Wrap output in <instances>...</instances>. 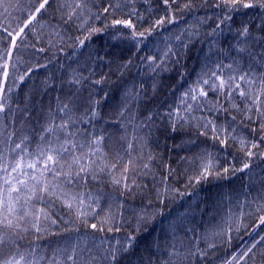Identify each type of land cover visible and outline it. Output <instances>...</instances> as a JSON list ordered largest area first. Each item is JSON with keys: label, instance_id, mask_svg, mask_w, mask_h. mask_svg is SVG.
Here are the masks:
<instances>
[{"label": "snow or ice", "instance_id": "snow-or-ice-1", "mask_svg": "<svg viewBox=\"0 0 264 264\" xmlns=\"http://www.w3.org/2000/svg\"><path fill=\"white\" fill-rule=\"evenodd\" d=\"M53 2L30 0L27 7H22L20 0L15 4L11 0H0V15L8 20L7 24L0 21V33L9 42L6 52H0V264H133L134 256L136 264H200L207 260L209 252L218 245L209 243L207 236H199L194 228L186 229L185 236L191 232L189 245L193 240L196 245L181 251L183 242L181 246L176 244V228L188 215L187 211L178 213L176 220L168 225L172 234L170 246L168 241H165L164 250L158 243L155 245L159 256L144 258L137 255L140 247L138 236L142 231L146 236L150 235L149 228L144 225L156 228L166 219L163 212L149 213L152 201L138 211L134 210L137 222L134 231L119 235L127 226L125 212L129 209L125 197L145 187L137 183L138 178L154 176L151 169L154 156L149 154L145 160L143 145H140L141 150L137 154L136 136L133 134L129 138L127 128L132 125L134 133L144 126L153 128L157 118L161 122L166 121L162 131H170L173 134L171 138L181 132L195 131L198 139L188 141L189 150L198 147L200 137L205 142H211L205 143L192 156L180 158V163L187 165L186 187L196 189L212 181L230 183L238 175L247 177L243 188L244 199L233 203L229 198L226 227L212 235L225 238L219 246L226 243L228 248L232 247L234 239L240 240L239 247L227 256L223 264H249V261L256 264L257 255L260 264H264V250L256 251L264 244V233L258 231L264 228V177L259 178V187L253 180L257 169L264 172V167H261L264 165V151H260L264 145V0H214L210 6L209 0H201L200 5H196L194 0H184L183 3L181 0H107V6L96 12L92 11L94 0H55L53 19L55 14H59L64 27L73 24L79 35L65 36L62 29L52 26L47 45L39 48L28 46L25 50H30L31 55L28 60L21 61L17 53L21 52L22 45H26L29 35L43 42L35 26ZM138 2L146 6L144 12L136 8ZM153 4L156 6L153 7ZM12 8L24 12L25 17H13ZM161 9L163 14L156 17L154 14ZM200 9L211 14L198 20L194 17L193 25L180 29L174 37L171 33L164 36L162 46L159 43L149 46L152 38L159 37L162 30L167 31L184 19L178 13H193ZM237 17L241 19L237 21ZM212 19L217 20L215 27L205 33L204 40H200L201 45L207 44V51L203 47L199 49L203 55L197 57L198 67L187 69L181 61L188 58L191 48L199 40L200 28ZM234 24L237 25L235 28ZM44 27L49 25H41V29ZM225 31L232 34L234 43L229 46V51H234L235 57L230 58L224 49L218 47ZM108 33H113L111 39L114 41H127L129 51L135 49L131 56L117 64L119 78L129 73L134 57L139 56L138 63H135L136 74L141 79L152 78V91L155 93L158 82L154 78L175 71L177 66L183 69L169 90L173 102L168 103L167 99L161 101L155 111H148L139 125H133L135 113L125 121V114L132 103H147V89L144 83H135V74L130 86H125L126 81L119 85L109 81L111 69L99 79H92L97 75V63L102 67L113 63L106 60L110 52L100 55L101 49L92 47L94 39ZM67 41L72 42L69 47L73 48L69 59H74L77 53L88 48L87 62L92 67L87 68L88 76L82 75L76 68L68 72L66 83L69 90L75 88V92L67 98V102L62 103L59 96L56 98L57 106L54 109L50 107L44 116L45 122L39 124L37 139L36 133L27 127L32 120V109L27 103L23 108L14 105L13 93L38 70L46 69L58 55L54 52L52 60L40 63L38 57L41 54ZM59 51L65 49L61 46ZM142 51L152 54L141 56ZM214 54L222 58L214 60ZM245 56L247 69L243 68ZM225 60L230 62L225 63ZM59 68L67 71L64 64H59ZM51 76L49 73L43 81L45 89L56 87L49 84ZM89 82V96L82 101L79 93ZM64 83L62 80L59 90H63ZM105 84L113 85L114 90L110 92L103 87L97 88ZM121 88L124 90L120 104L115 105L120 109L116 119L104 120V106ZM94 96L100 98L94 99ZM81 102L86 104L84 112L74 116L73 107ZM240 104L244 105L243 109ZM241 112L243 118L238 122L232 113ZM222 116L223 123H217ZM18 117L21 118L20 130L26 133L19 137ZM101 120H104V125L98 128ZM248 123L258 124L259 129L252 127L251 139L238 136L239 125L244 124L247 130ZM108 126H119L124 133L119 138L120 150L111 161L104 151L109 136L104 128ZM257 130L262 133L259 139L255 135ZM33 140H36L35 146ZM233 146L236 147L235 152L230 150ZM177 147L183 150L182 145ZM173 172L169 168L168 176L162 178L163 189L157 191L160 204L166 202L170 191L178 194L181 200L193 195L179 189L170 190L167 181ZM96 183L112 188L118 195L105 193L102 188H89L90 184ZM254 188L256 194L249 199ZM254 214H258L259 219L248 229L245 220ZM242 230L252 240L250 244L240 237ZM158 231L163 232V227ZM22 234H32L36 242L45 236H55L58 240L55 246L49 241L47 248L51 249L50 254L38 243L22 250L19 243ZM255 236L259 238L253 239ZM200 242L206 243V248H200ZM145 248L153 250L149 245Z\"/></svg>", "mask_w": 264, "mask_h": 264}, {"label": "trees", "instance_id": "trees-1", "mask_svg": "<svg viewBox=\"0 0 264 264\" xmlns=\"http://www.w3.org/2000/svg\"><path fill=\"white\" fill-rule=\"evenodd\" d=\"M13 4L17 3V0H11ZM30 0H20V4L22 7H27V4ZM95 6L92 7V11H100L104 6H107V0H94ZM184 0H181L183 3ZM214 0H209V6L213 3ZM196 5H200L201 0H194ZM91 6V5H90ZM136 8L139 12H144L146 6L142 3H137ZM156 5L153 4V7ZM56 7L55 0L52 6L47 10L46 14L42 15L37 24H36V32L37 35L42 37L43 42H38L36 36L29 35L27 38L26 45H22V50L20 53H17L18 58L21 61L28 60L31 55L30 50H25L28 46L35 45V47H45L48 43L49 33L52 31V26L59 27L63 30L65 36L71 35L72 37H76L79 33L75 30L73 24L67 25L64 27L63 21L59 19V14H55L56 18L53 19L54 9ZM2 11V10H0ZM11 13L13 17H25V13L17 10L16 8L11 9ZM163 14V9L159 12H156L154 15L158 17ZM210 12H207L205 9H200L199 11H195L193 13H178L184 17V19L177 23L175 26L169 27L167 31H161L159 37H154L151 40L150 47H154L157 43L163 45V37L171 33L173 37L179 33V30L188 26H192L194 23V17L198 20L200 17H204L206 15H210ZM241 19V17H237V21ZM246 19V17H245ZM0 21H3L5 24L8 23V20L5 16L0 15ZM217 23L216 19H212L208 21L207 24L203 25L200 28V38L195 42V45L191 48L188 53V58L186 60H182L181 63L187 69H191L194 66H197V57L202 56L203 53L199 51L203 47L204 51H207V44L201 45L200 40L205 39V33L210 31L215 24ZM256 23H259L257 21ZM41 25H49V27H44L41 29ZM13 26H15V22L13 21ZM102 26V25H98ZM144 26H147L146 24ZM237 25L234 24L233 28ZM255 29V25L252 26ZM113 33L104 34L99 37V39H94L92 41L93 48H100V55H103L104 52H110V56L106 57V60H112L113 63L108 67H102L99 63L95 66V71L97 75L92 77V79H99L101 75L105 73H109L111 69V73L108 76L109 81L115 82L116 85L124 83L127 84L125 86H130L133 83V75L135 74V83L139 85L140 83H144L145 88L147 89V96L145 97V102L132 103L129 111L125 114V121L131 119L132 114H136V119L133 121V125H139L144 117L147 115L148 111H155L157 106L161 101L167 99L168 103L173 102V97L169 96V90L176 83L179 78V72L183 69L180 66L176 67V70L171 73H163L160 77L154 78L158 82V87L153 93L152 84L153 79L145 77L141 79L138 74H136L135 63H138L139 56L134 57V64L132 69H130L129 73H126L123 78H119V72L116 70L117 64L126 60L129 56L132 55V52L135 51L133 48L132 51H129L128 42L120 41V40H112L111 36ZM227 37V39H225ZM71 41H67L63 45H57V48L50 49L47 53L41 54L38 59L40 63H45L48 60H52L53 53H58L57 58L52 60V63L46 68L42 70H38L36 73L32 75L30 79H28L23 85H21L18 89H16L13 93V102L14 105L18 104L21 108L25 106L27 103L28 107L32 109L30 115L32 117L31 122L27 124V127L31 128L37 135H39V124H43L45 122L44 116L49 110V108H55L57 106V97H60V101L67 102V98L75 92V88L69 90L68 85L66 83L68 72L76 68L78 71L84 75L88 76V67H92L90 62H87L88 56V48H85L82 53H77V56L70 60L69 57L72 56L73 48L69 47ZM234 43L232 34L225 31L224 36L220 37V41L218 44L219 48L224 49L226 53H228L229 57H235L236 53L234 51H229V46ZM115 45V47H113ZM9 46V42L5 41L4 34L0 33V52H6ZM63 47L65 51L60 52L59 48ZM258 50V49H257ZM151 52L142 51L140 53L141 56L151 55ZM217 54L213 55V59H220ZM33 63L35 60L32 61ZM225 63L230 62V60H225ZM59 64H64L67 71L61 70L59 68ZM247 56L244 57L243 68L247 69ZM147 71V70H145ZM52 74L51 79H49L50 85H55L56 87L45 89L43 81L45 78ZM114 73V74H113ZM65 81L63 90H59V86L61 81ZM187 85H185L186 87ZM13 87H15L13 85ZM103 87L105 90L112 92L114 90V86L111 84H105L102 86H97V88ZM90 90V82L83 86L79 96L82 101H86L89 96ZM123 88H121L118 92L115 93L113 99L110 100L108 105L104 106L102 116L104 120H115L118 113L119 107L115 105L120 104V98L123 93ZM183 89L181 88L180 91ZM102 96L103 93L101 92ZM179 95V91L177 92ZM154 96V98H153ZM99 96H94V99H99ZM213 100L215 97H211ZM167 105H165L166 107ZM86 104L81 102L73 107V115L80 116L84 112V108ZM227 107V105H225ZM241 109L244 108L243 104H240ZM160 112H163V109H160ZM232 115H236L237 121H241L243 118V112L240 114L232 113ZM104 120L100 121V124L97 127H101L104 125ZM38 121V123H37ZM224 117L222 116L217 123H223ZM166 121L161 122L159 118L155 121V127L149 128L148 126H144L143 128H139L138 130L133 132V126L130 125L127 128V133L129 138L134 134L137 139V154L140 152V145H143V155L144 159H147L149 154L154 156V159L151 164L153 175H148L142 178L137 179V183L145 186L142 191L130 194L125 197L127 201L128 211L125 212V219L127 220V226L119 233L120 236L127 235L129 232H133L136 227V219L134 218V210L138 211L143 208L144 205L148 204L149 201H152V207L148 209L149 213H159L163 212L164 219L162 224H158L156 228H151L149 225L145 224L144 227L149 228L150 235H145L143 231L138 236V243L140 245L137 255H142L144 258H154V256H159L160 252H155V245L158 243L161 250L165 249V241H168L170 246L172 242V234L169 231L168 225L171 221L176 220L178 213H183L185 211L188 212V215L183 219L181 224L177 226L175 232L176 244L177 246H181V242L183 245L181 247V251H187L189 247L192 245H196V241H192V245H189L188 237H191L193 234L191 232L188 233V236H185V230L188 228H194L196 233L199 236H207L209 243H214L218 245L214 250L210 251L208 254V259L201 261L200 264H223V261L230 256L233 251L239 247L240 240L236 238L232 242V247L228 248L225 243L223 246L221 245L222 238L220 236H213V233H218L222 227H226L227 213L229 211L230 205L228 203L229 198L233 201V203L239 199H244V184L247 177L243 175H238L235 179H233L230 183H225L223 181L215 182L212 181L207 185L201 184L196 189L191 187H186L187 175H185V169L187 167L186 163H180V158L182 156H192L195 154L199 148L204 147L205 143H211L210 141L205 142L204 138H199V145L197 148H191L189 150L190 145L188 141L197 140L198 134L195 131H188L187 134L181 132L179 135H176L175 138H171L173 134L169 131L164 133L162 129L164 128V124ZM21 118L18 117L16 120L17 126V136H22L26 134L24 131L20 130ZM256 127L259 129V125H253L248 123L247 130H245V125L240 124L237 128L238 136H247L251 139L252 127ZM78 127H82V125H78ZM104 131L109 134L108 139L105 141V149L104 151L108 154L109 161H111L114 154L120 150V136L123 135V131L120 130L119 126L113 127H105ZM257 139L262 135V133L257 130L255 133ZM144 138V139H142ZM145 139L147 143H145ZM36 140H33V146H35ZM177 145H182L181 147H177ZM231 151L235 152L236 147L233 146ZM260 151H264V145L261 146ZM127 159V157H126ZM167 166V167H166ZM239 167V163L236 165ZM122 167V166H121ZM261 167H264L262 165ZM171 168L174 170L171 177L168 179L167 183L170 190L179 189L180 192H192L193 195L185 196L183 200H181L178 194H174L172 191L169 192L168 198L164 204H160L157 201V191H162L163 184L161 183L162 178L164 176H168V169ZM257 175L253 177V180L257 183V187H259V178L264 177V172H260L259 169L256 170ZM90 189L93 188H102L105 193H111L112 196L118 195L116 191L112 188L96 183L90 184ZM256 194V189H252L251 196ZM105 207H107V202L105 203ZM252 209H246V211H251ZM170 213V215H169ZM67 218V217H65ZM159 219V217H157ZM259 219L258 214H254L246 218L245 223L247 224V228L251 229L256 221ZM163 227L164 231H158L160 227ZM83 231V229H81ZM261 233H264V228L258 230ZM165 233H168L165 235ZM99 235V233L97 234ZM240 237H244V239L248 240L249 244L252 242L251 239H248L245 236L244 230L240 232ZM258 236L253 237V239H258ZM58 238L55 236H45L40 241L36 242L35 238L32 234H22V238L19 240L20 245L22 246V250H28L30 247L36 246V243L39 244L41 249H46L50 254L51 249L47 248L49 241H51L52 245L55 246ZM149 245L153 250H146L145 246ZM200 248H206V243L200 242L198 245ZM264 250V244L258 246L256 249L257 253ZM164 258V257H162ZM133 264H136V257H133ZM249 264H252L249 261ZM256 264H260V257L257 255Z\"/></svg>", "mask_w": 264, "mask_h": 264}]
</instances>
